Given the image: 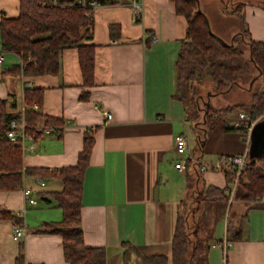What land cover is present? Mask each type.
<instances>
[{
  "label": "crops",
  "instance_id": "crops-1",
  "mask_svg": "<svg viewBox=\"0 0 264 264\" xmlns=\"http://www.w3.org/2000/svg\"><path fill=\"white\" fill-rule=\"evenodd\" d=\"M137 1L141 5L138 18L129 0H115L92 10L93 35L86 41L95 45L92 86L82 82L74 47L60 52L57 74L21 77L2 76V69L18 63L19 58L0 49V99L5 100V111L20 112L25 88H42L43 103L38 109L64 120L61 132L42 133L25 142L24 167L74 165L84 132L94 128L80 224L84 243L104 248L106 264H122V241L131 242L144 255L166 254L170 258L178 204L186 195L187 179L197 172L186 164L183 170L174 167L184 159L175 152L174 136L188 134L189 122L183 104L173 97L175 60L186 20L175 12L171 0ZM18 13L19 0H0V17L16 18ZM245 19L251 38L264 43V7L246 5ZM111 25L119 27L115 37L110 35ZM249 144L240 132L225 129L224 120H219L204 137L201 152L191 153L206 165L204 171L199 170L200 185L230 187L219 159L248 156ZM195 149L196 142L190 152ZM38 179L44 181L43 186ZM25 187L31 189L34 204L26 202ZM62 187L57 179L26 176L21 188L0 190V209L20 217L18 225L24 229L22 237L15 240L16 223L0 219V264H15L20 244L24 247L23 264H68L61 236L40 231L44 223L60 220L61 210L49 194ZM244 211L243 203L234 199L212 225L208 264H264V210L258 204L246 209L241 238L227 239L228 221L237 224ZM207 215L211 217L212 212Z\"/></svg>",
  "mask_w": 264,
  "mask_h": 264
},
{
  "label": "trees",
  "instance_id": "trees-1",
  "mask_svg": "<svg viewBox=\"0 0 264 264\" xmlns=\"http://www.w3.org/2000/svg\"><path fill=\"white\" fill-rule=\"evenodd\" d=\"M88 1L19 0L16 18L0 17V49L19 58L18 63L2 69V76L57 74L60 52L74 47L83 84L94 85L95 45L86 42L93 35L92 10L87 6ZM96 1L100 4L115 2ZM171 1L175 12L187 23L175 60L176 90L173 97L184 106L200 153L204 137L219 120L225 122L237 118L242 111L250 121H264L258 119L264 112V43L251 38L245 19V6L264 7V0H222L224 8L228 7L222 12L226 25L223 28L219 24L216 32L210 28L197 0ZM234 26L236 30L225 39L223 35L228 34L227 29ZM109 30L112 37L119 34L117 25H111ZM231 94L236 96L229 98L226 104L214 106L210 101L212 96ZM199 101H202V107ZM42 103V88H25L22 92L24 109L15 114L6 112L5 100L0 99V190L21 188L26 176L60 180L62 190L49 196L60 208L61 218L44 223L40 231L61 236L63 256L68 264H106L104 248L87 246L80 224L84 173L94 145V128L84 132L76 163L56 168L24 167L22 148L6 137L9 120L21 116L26 123L25 133L34 140L40 137L45 127L61 132L64 120L42 113L38 109ZM196 164L186 162V166H194L197 172L187 179L186 195L178 204L170 258L166 254L144 255L131 242L122 241V264H208L212 225L230 208L232 200L242 202L245 211L237 224L228 221V241L241 238V219L249 206L258 204L264 210V146L252 153L249 149L248 162L239 174L231 201L230 187L200 185V171ZM225 177L231 182L228 172ZM202 204H206L203 209ZM209 211L211 217L207 215ZM0 219L22 223L20 217L6 209H0ZM23 261L24 247L20 244L15 264H23Z\"/></svg>",
  "mask_w": 264,
  "mask_h": 264
},
{
  "label": "built area",
  "instance_id": "built-area-1",
  "mask_svg": "<svg viewBox=\"0 0 264 264\" xmlns=\"http://www.w3.org/2000/svg\"><path fill=\"white\" fill-rule=\"evenodd\" d=\"M48 1L55 3L56 0H48ZM129 4L133 9L134 17L138 18L141 12V5L139 4L137 0H129ZM99 5L101 4L96 0H90L87 3V6H89L91 10L98 7ZM0 61H1V58H0ZM23 109H24V106L22 105V107L20 108V112H22ZM105 115L107 119L111 117L109 113H106ZM258 119H264V112L262 113L261 117ZM256 121L257 119L252 120V121L248 120L247 114L240 111L238 113L237 118L232 119V120H226L224 122V128L227 130H234V131L240 132L244 136L246 142L249 144L250 132H251L252 126L254 125ZM25 127H26V123L22 116L19 119L11 118L9 120L8 130L6 131V137L14 144L19 145L22 148V150L25 148V142L27 140L32 139L31 136L25 133ZM42 133L45 135H52L56 133V131L54 130V128L45 127L42 129ZM174 149L177 154L184 156L183 160L177 161L174 163L175 168L183 170L185 168V164L187 161L198 163L199 170L201 171H204V169L206 168V165L202 161L192 156L190 152V140L186 132L179 133L174 136ZM219 160L221 163L219 168L222 169L224 172H228L231 175L230 195H232L235 189V186L237 184L239 174L246 167V164L248 162V156L247 154H238V155H233V156L226 157V158L222 157ZM38 182L40 186L44 185L43 180L38 179ZM31 193L32 192L30 188H27V187L23 188V195L25 197L26 202L29 204H34L36 201L33 198ZM23 233H24V229L18 224H14L13 236H12L13 239L19 240L22 237ZM221 246H222V249L225 251L226 242L223 241L221 243Z\"/></svg>",
  "mask_w": 264,
  "mask_h": 264
},
{
  "label": "rangeland",
  "instance_id": "rangeland-1",
  "mask_svg": "<svg viewBox=\"0 0 264 264\" xmlns=\"http://www.w3.org/2000/svg\"><path fill=\"white\" fill-rule=\"evenodd\" d=\"M200 9L202 10V12L205 14V16L207 17L209 24H210V28L212 30H214L215 32L218 30L217 27L218 25L220 27H225L226 23L223 21L224 19V15H222V12L226 11V9L228 7L224 8L223 2L222 0H197ZM229 10V9H228ZM236 30V27L234 26L232 29L228 28L227 32L228 34H225V36L223 35V37L225 39L229 38V35ZM202 95L205 98V91H202ZM245 95V94H244ZM235 97L236 94H231L228 96H223L221 95V97L217 96H212L210 101L212 102V104L214 106H220L223 104L224 100H228L231 97ZM203 99V98H202ZM199 105L202 107V101H199ZM262 113L260 114L259 118L261 117ZM187 130H188V136H189V140H190V146L193 149V146L195 145V133L192 129V126L190 124V122L187 123ZM195 149L194 151L191 150V153H196Z\"/></svg>",
  "mask_w": 264,
  "mask_h": 264
},
{
  "label": "water",
  "instance_id": "water-1",
  "mask_svg": "<svg viewBox=\"0 0 264 264\" xmlns=\"http://www.w3.org/2000/svg\"><path fill=\"white\" fill-rule=\"evenodd\" d=\"M250 132V152L262 150L264 146V121L255 122Z\"/></svg>",
  "mask_w": 264,
  "mask_h": 264
}]
</instances>
